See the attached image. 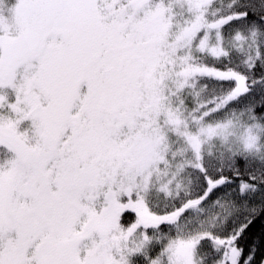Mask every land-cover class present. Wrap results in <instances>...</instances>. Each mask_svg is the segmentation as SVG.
<instances>
[{
	"label": "snow or ice",
	"instance_id": "obj_1",
	"mask_svg": "<svg viewBox=\"0 0 264 264\" xmlns=\"http://www.w3.org/2000/svg\"><path fill=\"white\" fill-rule=\"evenodd\" d=\"M0 264H264V0H0Z\"/></svg>",
	"mask_w": 264,
	"mask_h": 264
}]
</instances>
